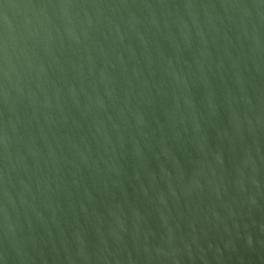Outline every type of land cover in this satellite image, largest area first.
<instances>
[{
  "label": "water",
  "instance_id": "1",
  "mask_svg": "<svg viewBox=\"0 0 264 264\" xmlns=\"http://www.w3.org/2000/svg\"><path fill=\"white\" fill-rule=\"evenodd\" d=\"M0 264H264V0H0Z\"/></svg>",
  "mask_w": 264,
  "mask_h": 264
}]
</instances>
